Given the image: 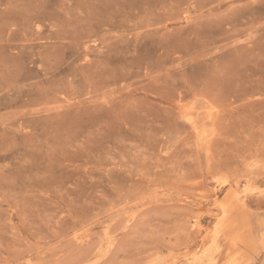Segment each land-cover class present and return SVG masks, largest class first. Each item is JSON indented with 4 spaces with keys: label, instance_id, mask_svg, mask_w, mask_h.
<instances>
[{
    "label": "rangeland",
    "instance_id": "374dc122",
    "mask_svg": "<svg viewBox=\"0 0 264 264\" xmlns=\"http://www.w3.org/2000/svg\"><path fill=\"white\" fill-rule=\"evenodd\" d=\"M0 264H264V0H0Z\"/></svg>",
    "mask_w": 264,
    "mask_h": 264
}]
</instances>
